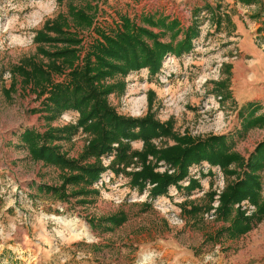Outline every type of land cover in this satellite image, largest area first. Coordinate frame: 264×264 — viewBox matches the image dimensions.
<instances>
[{
    "label": "rangeland",
    "instance_id": "obj_1",
    "mask_svg": "<svg viewBox=\"0 0 264 264\" xmlns=\"http://www.w3.org/2000/svg\"><path fill=\"white\" fill-rule=\"evenodd\" d=\"M68 1L81 5L84 0H0V229H13L9 235L1 236L3 243H10L13 249L21 242L36 246L34 255L40 251V259L33 256L34 263L31 264H130L148 258V252L157 244H171V240L177 249L189 254L186 259L180 258L189 264H231V260L237 264H249L253 260L264 264V240L250 246L244 238L229 247L219 238L227 229L221 220L229 218L231 221L234 215L231 212L227 219L216 215L226 177L219 166L205 160L189 164L176 183H169L164 191L156 194L149 192L151 183L145 182L139 189L129 183V177L123 171L115 172L108 167L113 155L108 158L106 153L96 158L105 167L100 172V182L98 175L89 185L66 184L64 192L68 196L65 198L57 195L59 189L53 193L39 190V183L58 186L62 171L32 158L20 141L19 132L25 127L42 131L47 125L74 123L78 111L66 108L46 121L43 111L34 110L39 106L41 96L18 82L8 94L4 87L10 81L11 64L23 55L40 57L31 39L33 32L43 19L53 17L57 11L65 12ZM85 2L93 9L91 25L69 27L79 38L78 57L96 37L97 29L111 32L119 27L123 17L153 31H161V27L145 22V16L175 18L179 23L176 35L167 29L159 35L160 40L172 45L182 37L187 24L196 23L197 33L191 37L187 50L165 52L152 74L141 66L129 69L121 76L122 90L107 95L108 102L117 112L131 116L144 114L146 93L151 90L154 116L159 120L171 118L177 133L193 137L225 134L234 139L233 150L241 156H246L247 148L264 137V123L260 121L246 129L241 127L244 118L254 119L264 113V100L256 105L242 104L240 92L236 91L240 79L237 85L229 86L228 76V61L239 54L246 57L252 50L264 52V0ZM65 71L53 74L52 80H61ZM220 82L224 88L219 87ZM257 83V79L251 80L253 90L258 87ZM88 135L79 127L69 139L53 142L67 155L75 157L87 142ZM173 141L165 137L152 138L155 145ZM129 143L134 149L141 146L140 139ZM111 145L115 146L116 142ZM147 158L151 159L150 155ZM93 159V156L86 158L88 161ZM231 165L238 168L234 163ZM139 167L137 158L132 156L125 169ZM153 169L175 171V167L163 159L155 160ZM260 175L263 181L261 195L264 196V168ZM229 177L233 178V175ZM190 178H194L197 185L186 190ZM79 187L93 188V191L75 193ZM236 205L245 214L255 209L246 199L233 203V207ZM195 212H200L199 216L191 217ZM110 216H122V219L112 223ZM182 244L186 246L182 247ZM172 254L167 252L164 258L174 260ZM14 259L15 264H27L28 261L19 255Z\"/></svg>",
    "mask_w": 264,
    "mask_h": 264
},
{
    "label": "trees",
    "instance_id": "obj_2",
    "mask_svg": "<svg viewBox=\"0 0 264 264\" xmlns=\"http://www.w3.org/2000/svg\"><path fill=\"white\" fill-rule=\"evenodd\" d=\"M92 14L93 9L85 0L81 5L68 1L65 12L57 11L53 17L43 19L34 30L31 39L40 57L23 55L9 66L10 81L4 87L6 94L18 82L36 96H41L39 106L34 110L43 111L42 116L46 121L66 108L78 111L74 123L47 125L42 131L25 127L19 132L20 141L32 158L52 164L62 171L58 186L39 183V190L53 193L59 189L57 195L65 198L68 196L64 192L66 184L89 185L105 168L96 158L111 150L113 156L108 167L115 172L123 171L128 175L129 183L139 189L145 182L151 183V194L164 191L169 183H176L186 173L189 164L205 160L219 166L226 177L216 215L226 218L233 212L234 217L227 231L239 234L259 221L264 214V196L261 195L263 181L260 175L264 168V137L254 143L246 156H241L233 150L234 139L227 138L225 134L210 133L193 137L177 133L171 118L157 119L151 109V90L146 93V111L140 116L117 112L107 99L109 92L122 90L124 81L121 76L129 69L145 66L152 74L158 69L165 52L179 53L187 50L191 37L197 33L195 21L183 28L182 37L172 45L169 41L160 40L159 35L164 29L176 35L179 23L175 18L167 19V16L158 15L153 19L152 16H145V22L161 27V31H153L132 24L123 17L119 27L111 32L97 29L96 37L78 57L79 38L69 27L91 25ZM63 71L65 76L61 80H52L53 74H61ZM115 76L112 81L107 79ZM219 87L224 88L222 82ZM258 121L264 123V113L254 119L244 118L241 127L246 129ZM79 127L89 135L78 155L72 157L53 140L69 139ZM155 137L171 138L174 141L155 145L152 142ZM133 139L141 140L139 149L130 146L129 141ZM112 142H116V145L112 146ZM88 156L94 159L88 161ZM132 156L137 158L140 167L126 170L125 166L130 163ZM157 159H163L175 167V171L168 173L154 170V161ZM232 163L238 168H234ZM231 174L233 178L229 177ZM195 185L197 181L190 178L185 189L189 190ZM85 191H93V188L79 187L74 192ZM241 199L253 203L254 211L245 214L238 205L233 207V203ZM121 219L122 216L109 217L112 223H118Z\"/></svg>",
    "mask_w": 264,
    "mask_h": 264
},
{
    "label": "crops",
    "instance_id": "obj_3",
    "mask_svg": "<svg viewBox=\"0 0 264 264\" xmlns=\"http://www.w3.org/2000/svg\"><path fill=\"white\" fill-rule=\"evenodd\" d=\"M262 33H264V31ZM262 45L264 47L263 43ZM248 54L249 55L246 57H241L239 54V56L236 57L235 59L228 61L229 86L231 85L233 86V84L237 85L238 79H240L241 84L237 85L236 91L240 92V97L243 99L242 104L256 105L257 102L264 100V52L257 49V50H252V52H248ZM252 79L258 80L257 83L258 87L255 90H253V88L250 86ZM241 88H245V90H242ZM254 143H252V145L249 148H247L246 153L252 148ZM199 214L200 212H195L194 214H192L191 217L194 216L193 218H196L199 216ZM228 220L229 218L226 221L221 220V224L226 225L228 228L229 225ZM11 232H13V229H9V230L0 229V264H15L14 258L17 255L25 257L26 260H28L27 264L34 263L33 256L34 257L37 256V259H40V255H39L40 251L38 252L37 250V252H35L36 254L34 255L36 246L30 244L29 242L27 243L21 242V244L20 245L18 244V247L16 246L14 249L10 243H6V244L3 243L4 240L1 238V236H3V234L9 235ZM219 238L224 239L225 240L224 243H228L229 247L234 244V241L242 240L244 238L247 239L246 242L248 245L250 246L257 245L260 241L264 240V215L261 218V220L254 223V225H251L245 232L241 234L230 233L226 229V231L223 232V235L220 236ZM187 244L190 245L189 243ZM181 246L184 247L186 245L182 244ZM167 252H173L172 256L174 257V260L175 258H179V259L175 262L173 259L170 260L168 258H164L167 257L166 256ZM148 253H149L148 258L146 257L144 260L139 259L130 264H189L186 262H182L180 259L183 257H185L186 259L189 256V254L184 250L177 249L174 245L173 240H171V244L168 243L161 245L157 244L156 247L152 248ZM126 254L131 255V253H126ZM174 254L176 255L174 256ZM38 261L39 260H37V262ZM118 264H129V263L120 262ZM231 264H237V262L231 260ZM249 264H259V263L253 260Z\"/></svg>",
    "mask_w": 264,
    "mask_h": 264
},
{
    "label": "built area",
    "instance_id": "obj_4",
    "mask_svg": "<svg viewBox=\"0 0 264 264\" xmlns=\"http://www.w3.org/2000/svg\"><path fill=\"white\" fill-rule=\"evenodd\" d=\"M106 155H107V157L109 158V157H111L112 154H111V153H110V154L108 153V154H106ZM216 166H217V165H216ZM103 173L106 174V172H103ZM101 174H102V173H100V174H99V177L97 178V180H98L99 182H100V180H101V178H100V177H101ZM173 214H174V212H173ZM175 216H176V215H175Z\"/></svg>",
    "mask_w": 264,
    "mask_h": 264
}]
</instances>
